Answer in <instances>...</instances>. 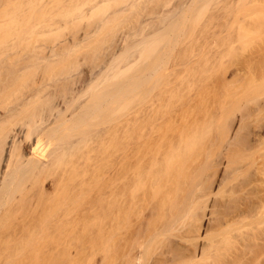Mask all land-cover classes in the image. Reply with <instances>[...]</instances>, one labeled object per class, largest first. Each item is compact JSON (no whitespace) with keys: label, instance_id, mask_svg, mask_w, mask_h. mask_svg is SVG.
<instances>
[{"label":"bare ground","instance_id":"6f19581e","mask_svg":"<svg viewBox=\"0 0 264 264\" xmlns=\"http://www.w3.org/2000/svg\"><path fill=\"white\" fill-rule=\"evenodd\" d=\"M18 1L26 6L13 15L14 21L32 22L33 10H38L43 18L34 25L45 28L50 13L45 3ZM137 2L94 0L86 11L104 5L94 25L99 32L109 15ZM145 23L142 18L134 35L123 33L111 41L106 59L93 56L87 65L70 53L93 32L68 46L0 44V264H174L171 236L191 240L192 203L210 193L202 176L207 166L195 149L222 142L227 125L224 121L214 130L221 111L197 107L200 77H175L181 66L193 62L191 55L175 54L164 75L154 76L158 60L141 64L140 82L134 81L139 90H127L120 80L125 68L114 58L120 53L129 63L132 56L156 54ZM121 93L123 111L117 113L113 103ZM230 157L228 167L236 174L241 156ZM244 207L239 213L255 214L254 207ZM260 208L259 220L242 223L254 229L249 239L240 238L244 245L250 240L256 246L248 264H264V243L255 242L264 235ZM230 226L205 236L207 248L199 264H238L237 254L228 256L235 253L238 239L230 232L240 227Z\"/></svg>","mask_w":264,"mask_h":264},{"label":"rangeland","instance_id":"374dc122","mask_svg":"<svg viewBox=\"0 0 264 264\" xmlns=\"http://www.w3.org/2000/svg\"><path fill=\"white\" fill-rule=\"evenodd\" d=\"M92 1L94 0H66L65 2L63 0H36V4L45 3L43 8L46 12V9L50 12L48 16L45 13L49 21L45 24V28L43 26L42 28L38 23L34 25L40 15L38 10H33L34 20L32 22L27 21L26 18L21 23L18 20L15 22L13 15L18 11H23L26 5L22 4L23 6L20 7L18 0H0V20L2 21L4 17V20L0 22V44L25 45L31 43L30 45L68 46L73 42H78L77 40L84 33L90 32V35L96 32L76 43V47L79 44L77 48L74 47L78 50H76L77 55H74L77 53L75 49L74 54L73 51L70 53V58L77 57L76 59L87 65V60H92L93 56H97V61L106 59L109 55V43L111 41L115 43L119 35L123 33L134 35L139 21L144 18L146 19L144 32L152 35L151 50L153 49L156 54L132 56L129 63L127 59L125 60V55L120 53L114 58L117 66L122 67L121 69L125 68L124 71L127 74H122L123 77L121 76L120 80H125L127 90H134L132 93L140 88L138 85L135 86L138 83L134 81L138 82L140 79L138 75L141 73L139 69L141 64L159 61L160 69L156 70V73L153 71L154 76L155 74L156 76L164 75L172 67V58L175 54L180 58L191 55L193 62L187 67L181 66L180 69L184 68V70L182 72L179 70L181 74L177 73L175 77L194 74L201 78L196 105L197 107L209 105L221 111V116L215 118L213 129H219L225 121L227 136L222 142L217 141L212 144L209 141L195 149L196 152L200 149V158H203L199 161H203L207 166L202 175L205 178H202L210 193L204 200L195 199L192 203L196 217L193 219L191 234L194 233L191 235V240L186 241L181 240L179 236H171L174 241L172 240L168 245L171 244L170 247L173 246L171 249H174H172L175 257L173 263L199 264L197 260L200 258L201 251L207 248L205 236L215 232L218 227L228 228V225L240 227L239 232L236 230L230 232L233 238L238 237V239L233 244L235 253L228 256V259H233L237 254L238 258H235L238 264L250 263L252 249L256 246L250 240L248 242L251 243L244 245L240 242V238L242 239L245 235L249 239L248 236L251 237L254 233L251 225L242 223L252 218L259 220L255 216L260 207V211L264 212V147L261 144V141H264V80H261V76H264V0H235V2L230 0L228 6L226 5L229 0L227 2L224 0V4L219 0L223 9L218 8L219 5L216 4L218 0H210L209 3H207L209 0H138L132 8L109 15L108 21L103 23L100 29L97 28L99 32L94 29V25L102 14L104 5L100 6L101 8L103 6L102 9L96 7L86 11V6ZM179 2H182L181 5ZM176 4L180 6L175 7ZM211 6L212 9L214 8L211 9L212 12L209 11ZM41 18L43 16L39 19ZM51 18L55 21L51 22ZM255 19L261 21V24L254 22ZM126 50L121 53L125 54ZM174 73L171 74L173 77ZM187 73L189 75H186ZM177 80L174 78L176 83ZM133 85L137 88L134 89ZM121 97L125 96L121 93L119 97L116 96L115 104L113 103L117 113L123 111L120 106L123 101ZM228 148H233V154L235 149L234 155L241 156L242 159L236 173L237 176L228 167L229 158L227 157L232 154H227ZM220 189L223 190L221 192L223 196L218 194ZM244 205L254 207L255 214L239 213L242 206L245 208ZM259 225L264 228V222ZM178 234L181 235V233ZM255 242L256 245L257 243L263 244L264 235L257 238Z\"/></svg>","mask_w":264,"mask_h":264}]
</instances>
